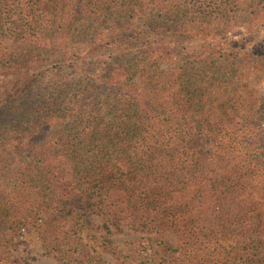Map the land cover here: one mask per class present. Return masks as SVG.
I'll use <instances>...</instances> for the list:
<instances>
[{"label": "trees", "instance_id": "trees-1", "mask_svg": "<svg viewBox=\"0 0 264 264\" xmlns=\"http://www.w3.org/2000/svg\"><path fill=\"white\" fill-rule=\"evenodd\" d=\"M5 94L0 264H264V0H0Z\"/></svg>", "mask_w": 264, "mask_h": 264}, {"label": "rangeland", "instance_id": "rangeland-1", "mask_svg": "<svg viewBox=\"0 0 264 264\" xmlns=\"http://www.w3.org/2000/svg\"><path fill=\"white\" fill-rule=\"evenodd\" d=\"M28 99H29V94L27 95L23 94L21 95V97L14 99L9 98L8 94H5L2 97H0V100L2 102L0 107L2 108L4 119L11 118L13 116L14 110L17 109L20 104L26 102ZM41 236H42L41 230L33 229L32 231H30L29 234L23 237L22 241H18L16 243L13 253L15 255H18L20 258L25 259L26 262L29 264H62L59 260L55 258L43 255ZM130 236H132V232H126L125 234L118 235L115 241L121 243L123 241V238H127ZM153 237L154 238L163 237L164 240L170 245L177 244V238L174 235L169 234L167 232L155 235ZM98 251L107 260L108 264H118L115 256L112 255L111 253L102 252L100 251V249ZM155 260L156 259L153 258V261H151L150 264H155L156 262Z\"/></svg>", "mask_w": 264, "mask_h": 264}]
</instances>
